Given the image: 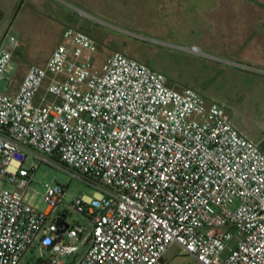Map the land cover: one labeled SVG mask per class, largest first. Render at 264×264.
I'll list each match as a JSON object with an SVG mask.
<instances>
[{"label":"built area","instance_id":"1","mask_svg":"<svg viewBox=\"0 0 264 264\" xmlns=\"http://www.w3.org/2000/svg\"><path fill=\"white\" fill-rule=\"evenodd\" d=\"M96 51L65 28L44 66L0 90V264L34 248L48 254L38 264H167L174 243L198 264H264L261 145L223 106L127 54L94 71ZM12 58L0 43V85ZM30 153L95 188L69 205L86 225L59 233L63 187L46 186L45 211L26 200Z\"/></svg>","mask_w":264,"mask_h":264},{"label":"rangeland","instance_id":"2","mask_svg":"<svg viewBox=\"0 0 264 264\" xmlns=\"http://www.w3.org/2000/svg\"><path fill=\"white\" fill-rule=\"evenodd\" d=\"M68 27L93 39L94 71L101 73L112 54H127L163 74L170 87L193 89L223 106L264 151V0H0V43L13 52L0 90L14 94L31 65L44 66ZM12 38L19 43L15 49ZM34 167L29 195L35 207L46 210L47 185L63 187L58 213H66L71 226L86 225L69 205L93 197L95 188L27 154L24 168ZM47 259L34 248L20 264ZM164 259L198 264L176 243Z\"/></svg>","mask_w":264,"mask_h":264},{"label":"water","instance_id":"3","mask_svg":"<svg viewBox=\"0 0 264 264\" xmlns=\"http://www.w3.org/2000/svg\"><path fill=\"white\" fill-rule=\"evenodd\" d=\"M23 4V1L21 2L20 6ZM64 217H65V214H62L61 217H59V219L57 220V224L59 226H62L60 229H59V233H62L64 232V230L66 229L67 227V223L64 221Z\"/></svg>","mask_w":264,"mask_h":264},{"label":"crops","instance_id":"4","mask_svg":"<svg viewBox=\"0 0 264 264\" xmlns=\"http://www.w3.org/2000/svg\"><path fill=\"white\" fill-rule=\"evenodd\" d=\"M56 47V46H55ZM46 63V62H45ZM17 88L18 87H16L15 89L17 90ZM30 188H31V186H30ZM30 190V189H29ZM29 190H28V193H27V196H26V200L30 203V204H32L33 206H35L34 205V201H33V197H31L30 195H29ZM60 214H63V213H60Z\"/></svg>","mask_w":264,"mask_h":264}]
</instances>
